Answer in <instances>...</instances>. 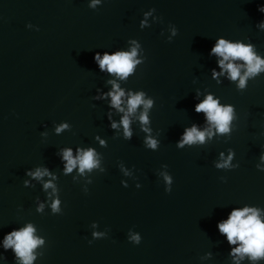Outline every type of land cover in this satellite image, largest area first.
Wrapping results in <instances>:
<instances>
[{
  "label": "water",
  "instance_id": "1",
  "mask_svg": "<svg viewBox=\"0 0 264 264\" xmlns=\"http://www.w3.org/2000/svg\"><path fill=\"white\" fill-rule=\"evenodd\" d=\"M92 4L0 0V264H23L5 238L29 224L43 241L31 264H264L234 257L239 242L217 227L244 208L264 222V70L238 89L209 55L224 38L264 60V0ZM133 48L128 77L100 70L97 52ZM110 81L124 92L123 112ZM137 93L152 105L128 113ZM210 94L234 106L230 131L212 127L204 143L179 147L185 129L210 127L195 111ZM65 149L74 159L93 150L96 166L66 172ZM37 169L48 174L37 178Z\"/></svg>",
  "mask_w": 264,
  "mask_h": 264
},
{
  "label": "clouds",
  "instance_id": "2",
  "mask_svg": "<svg viewBox=\"0 0 264 264\" xmlns=\"http://www.w3.org/2000/svg\"><path fill=\"white\" fill-rule=\"evenodd\" d=\"M99 0H93L92 7L98 3ZM258 11L264 13V5L258 8ZM259 27L264 28V22H261ZM216 55L221 57L218 61L220 68L223 71H227L229 78L232 81L239 79L238 89H245L246 81L249 77L255 76L264 70V60L260 59L254 52L252 45H245L242 43H231L224 38L217 40L215 45L211 48L209 55ZM136 56V48H133L130 53L128 52H116L109 55L107 52L104 53L103 58H100V53L97 52L95 59L99 64L100 70H106L108 73L116 74L121 78H126L133 71L134 62L133 57ZM240 60L243 61V65H237L232 61ZM227 62V63H226ZM246 66V71L241 75V67ZM222 74V73H221ZM217 75L215 69H213V76ZM113 85L114 91L109 93L111 96V103L119 111L123 112L124 109L121 108V97L124 96V92L119 89V86L115 81H110ZM143 93H137L136 95L130 96L128 99V113H133L139 105L142 103L145 109L151 107L152 100L144 101L142 99ZM195 111L197 113H205L206 119L210 125L205 131H199L195 125L189 129H185L182 140L179 143V147H183L184 144H194L199 141L201 144L205 141L206 134L211 137L213 135L212 127L215 128L216 132L220 134L228 133L230 131L229 125L233 119L234 106L229 104L227 106L221 105L218 99H214L213 95H207L206 98L195 106ZM140 120L142 123L146 124L148 118L146 113L141 114ZM121 123L124 127V134L126 137H130L129 132V118L128 114L122 118ZM67 125H62L57 128L56 131L60 132L62 128H66ZM113 128H116L115 123L112 124ZM147 131V129H145ZM103 143V142H102ZM148 146L155 148L156 141L152 139L147 140ZM79 151V150H78ZM223 157V153H221ZM231 154L228 160H224L223 163H218L217 168H227L229 166V161L231 160ZM264 158V157H262ZM63 159L67 161L65 166L66 172H71L76 165H79V170L81 173L85 169L91 170L96 166V161L94 160V152L89 149L82 152L77 158H73L71 149H65L63 151ZM239 165H237L238 167ZM47 169L41 171L37 169L33 175L37 178L47 175ZM45 188L52 187L51 183H46ZM55 190V189H54ZM58 201L54 202L52 205L53 211L58 210ZM220 233L227 237L229 244H237L239 242V247L232 250V255L234 257H239L240 259L248 256L251 260H258L264 257V222L261 221L259 211L255 208H244L243 210H233L229 218L217 225ZM34 229L31 224L26 228L19 231H13L8 234L5 238V248L12 247L16 256L19 257L23 264H31L34 259L32 256V250L37 246L38 243L43 241L37 240L33 237ZM99 234L93 233L96 237ZM131 239L137 244L140 243V238L138 236H132ZM91 243V241H89Z\"/></svg>",
  "mask_w": 264,
  "mask_h": 264
}]
</instances>
